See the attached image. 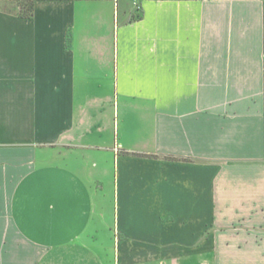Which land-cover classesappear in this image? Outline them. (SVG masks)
<instances>
[{"label":"crops","instance_id":"obj_1","mask_svg":"<svg viewBox=\"0 0 264 264\" xmlns=\"http://www.w3.org/2000/svg\"><path fill=\"white\" fill-rule=\"evenodd\" d=\"M28 1L0 10V264H264L213 241L264 203V0Z\"/></svg>","mask_w":264,"mask_h":264},{"label":"rangeland","instance_id":"obj_2","mask_svg":"<svg viewBox=\"0 0 264 264\" xmlns=\"http://www.w3.org/2000/svg\"><path fill=\"white\" fill-rule=\"evenodd\" d=\"M3 9L10 11V13H16L21 10L30 12L31 4L28 0L0 2V10ZM48 153L47 150L39 152L38 165L52 161L50 159L51 153ZM77 165L79 166V164H76V167ZM104 180H109V176H106ZM105 191L108 193V189ZM220 206L222 207V205ZM219 209L218 207V213ZM96 214L99 216L100 211L97 210ZM94 222H96V219ZM213 229L214 245H221L222 248L228 251L229 257L243 256L247 259L258 255L264 256V203L261 206H255V208H252V206L234 205L230 213L221 211L220 218L214 223ZM83 239L89 245L95 242H100L101 244V242L106 240L104 236L94 239L91 231H87Z\"/></svg>","mask_w":264,"mask_h":264},{"label":"trees","instance_id":"obj_3","mask_svg":"<svg viewBox=\"0 0 264 264\" xmlns=\"http://www.w3.org/2000/svg\"><path fill=\"white\" fill-rule=\"evenodd\" d=\"M21 13V15H23V16H29L30 15V12H28V11H22V12H20Z\"/></svg>","mask_w":264,"mask_h":264}]
</instances>
